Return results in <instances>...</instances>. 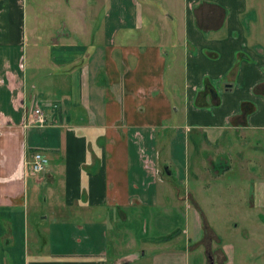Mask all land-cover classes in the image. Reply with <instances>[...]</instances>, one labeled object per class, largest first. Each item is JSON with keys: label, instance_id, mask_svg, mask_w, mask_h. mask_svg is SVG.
<instances>
[{"label": "crops", "instance_id": "crops-1", "mask_svg": "<svg viewBox=\"0 0 264 264\" xmlns=\"http://www.w3.org/2000/svg\"><path fill=\"white\" fill-rule=\"evenodd\" d=\"M222 206L264 264V0H0V264H224Z\"/></svg>", "mask_w": 264, "mask_h": 264}, {"label": "rangeland", "instance_id": "rangeland-1", "mask_svg": "<svg viewBox=\"0 0 264 264\" xmlns=\"http://www.w3.org/2000/svg\"><path fill=\"white\" fill-rule=\"evenodd\" d=\"M27 58H29V57L27 56ZM202 146L206 147L208 145L202 144ZM210 146H212V145H210ZM198 163H200V165H202L203 162H202V160L199 159ZM243 171H244V169H243ZM206 172L207 171L205 170L204 173L206 174ZM199 173H200V170H199ZM242 176L245 178L244 181L242 178V181L247 183L248 182L247 181L248 175L244 172ZM187 186L189 187V182H188ZM179 187H180L181 192L183 193L185 185L181 184ZM224 199L227 201L230 200V193L229 192H225ZM190 203H191L190 205H192V202H190ZM44 208H45V206L43 207V209ZM195 209H197L199 211L198 207H196ZM228 209H231V208L228 206H225V207L222 206L223 212L219 215H216L214 218H211L210 219V225L207 224V222L203 218L202 214H200V220H201V223H203L202 226L204 227V228L201 227V230L205 234L203 242H204V244H207V243L212 244L211 247L214 251H218L217 250L218 249L217 242L221 243L222 241L235 242V245H236L235 247H236L237 252L239 250H244V249L248 250V248H249L248 247V244H249L248 237L246 236V238H244V239H239V238L244 236V234L248 235L250 233V226L248 224L247 219L244 218L246 216V214L249 213V208L242 206L240 208L237 207L234 211L233 210L228 211ZM142 218L143 219H142V223H141V228H140V231H138V233L145 234V235L141 236V239L142 238L146 239V238H149L150 235H153L154 231H152L150 229L149 224H147L148 216L144 214L142 216ZM131 219H132L131 214L128 212L127 223H124L122 225L108 224V227H110V230L113 233H116L117 229L120 228L122 233L125 234L126 233L125 231L127 230L128 235L132 234V232H134V225H133V223L132 224L130 223ZM235 221L237 222L236 224L234 223ZM211 226H212L214 232H212ZM179 229L181 230V228H179ZM215 233H218V235L222 238L221 239L222 241H218L216 239ZM209 234L212 235L213 239H207V236ZM120 239L121 238H119V237H116V241H114L115 239H113L114 244L121 242ZM137 239L138 240H135V242H133V241L131 242V243H133L132 247L140 245V240H139V238H137ZM198 243L199 242H197L196 244H198ZM145 249H148V248H145ZM133 250H135L134 252L138 256L142 252V250L140 251L139 248H137V249L134 248ZM209 253L212 255V253L210 251L207 252V254H209ZM212 258H213V256H212ZM216 258L218 260L219 256H216ZM216 258L214 259L213 264H219V262H217ZM249 258L250 257L248 255H240V253L238 252L235 256H230V257L227 256L226 260L224 261V264H229V263H231V264H249ZM126 259H133V258L132 257L130 258L129 256H122V260H121L122 262L119 263V262H117V260L114 259L113 264H124V262H125L124 260H126ZM138 259H140V258H138ZM232 260H234V262H232ZM194 263L198 264L197 258H195ZM130 264H133V263H130ZM134 264H138V260ZM208 264H209V259H208Z\"/></svg>", "mask_w": 264, "mask_h": 264}, {"label": "built area", "instance_id": "built-area-1", "mask_svg": "<svg viewBox=\"0 0 264 264\" xmlns=\"http://www.w3.org/2000/svg\"><path fill=\"white\" fill-rule=\"evenodd\" d=\"M24 119L27 123H35L43 125L46 122V115L44 111L36 104L27 112ZM47 162L46 156L40 151H33L30 159L27 161V168L30 173H37L45 167Z\"/></svg>", "mask_w": 264, "mask_h": 264}, {"label": "water", "instance_id": "water-1", "mask_svg": "<svg viewBox=\"0 0 264 264\" xmlns=\"http://www.w3.org/2000/svg\"><path fill=\"white\" fill-rule=\"evenodd\" d=\"M208 259H209V264H213V258L210 253L208 254Z\"/></svg>", "mask_w": 264, "mask_h": 264}, {"label": "trees", "instance_id": "trees-1", "mask_svg": "<svg viewBox=\"0 0 264 264\" xmlns=\"http://www.w3.org/2000/svg\"><path fill=\"white\" fill-rule=\"evenodd\" d=\"M171 234V233H170ZM164 237H167L168 235H163Z\"/></svg>", "mask_w": 264, "mask_h": 264}]
</instances>
